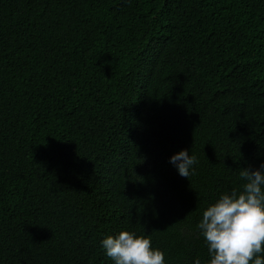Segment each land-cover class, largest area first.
I'll use <instances>...</instances> for the list:
<instances>
[{"label":"trees","instance_id":"1","mask_svg":"<svg viewBox=\"0 0 264 264\" xmlns=\"http://www.w3.org/2000/svg\"><path fill=\"white\" fill-rule=\"evenodd\" d=\"M262 164L264 0H0V264H115L121 231L210 264Z\"/></svg>","mask_w":264,"mask_h":264},{"label":"clouds","instance_id":"2","mask_svg":"<svg viewBox=\"0 0 264 264\" xmlns=\"http://www.w3.org/2000/svg\"><path fill=\"white\" fill-rule=\"evenodd\" d=\"M170 163L180 176L188 178L197 163L195 155L183 150ZM242 191L223 194L207 207L198 224L208 244L210 264H264V164L259 169L242 168ZM106 255L115 264H165V255L153 249L151 240L121 231L102 241ZM194 264H201L197 258Z\"/></svg>","mask_w":264,"mask_h":264}]
</instances>
